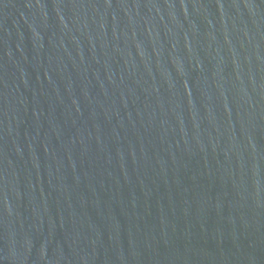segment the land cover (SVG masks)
<instances>
[{"label":"water","instance_id":"95a60500","mask_svg":"<svg viewBox=\"0 0 264 264\" xmlns=\"http://www.w3.org/2000/svg\"><path fill=\"white\" fill-rule=\"evenodd\" d=\"M0 264H264V0H0Z\"/></svg>","mask_w":264,"mask_h":264}]
</instances>
